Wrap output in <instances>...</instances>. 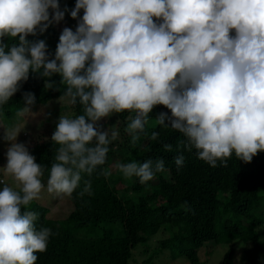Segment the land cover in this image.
<instances>
[{
	"label": "clouds",
	"instance_id": "9594fccd",
	"mask_svg": "<svg viewBox=\"0 0 264 264\" xmlns=\"http://www.w3.org/2000/svg\"><path fill=\"white\" fill-rule=\"evenodd\" d=\"M69 10L59 0H0V107L29 79L30 70L53 88L59 75L65 88L59 101L79 104L82 114L60 115L51 136L57 145L45 186V166L35 161L18 134L4 129L7 164L0 168L15 182L0 190V264H36L53 235L36 228L38 214L27 209L42 190L71 196L82 174L89 177L107 161L119 133L100 122L129 113L125 132L135 144L153 109L163 106L155 124L182 137L176 150L194 151L211 167L227 160L250 163L264 152V0H76L49 59L43 34ZM83 11V16L79 14ZM5 38L17 42L9 46ZM60 90V89H59ZM16 117L35 104L31 92ZM170 113V115H169ZM153 131L150 140H157ZM172 151L171 144L164 145ZM184 155L174 158L179 170ZM123 178L144 185L165 171L162 159L116 163ZM111 176L107 168L101 173ZM79 193L91 195L90 180Z\"/></svg>",
	"mask_w": 264,
	"mask_h": 264
},
{
	"label": "trees",
	"instance_id": "16d2710c",
	"mask_svg": "<svg viewBox=\"0 0 264 264\" xmlns=\"http://www.w3.org/2000/svg\"><path fill=\"white\" fill-rule=\"evenodd\" d=\"M61 3L69 10L64 19L71 26H77L78 20L70 16L76 0H59V5ZM79 16H83V11ZM57 35L50 25L43 34L30 35L27 39L30 42L44 40L49 59H53ZM5 42L11 46L17 41L5 38ZM49 82H55L53 88H47L44 79L30 70L29 79L21 82L8 104L0 107L2 119L10 120L15 115L11 123L14 122L16 112L24 106L26 92L35 96L32 107L59 99L65 90L60 86L59 75ZM69 108L72 117L82 114L79 104L69 105ZM160 112L168 110L163 106L153 109L145 133L140 134L135 144L125 132L129 113L111 117L121 133L122 145L112 142L105 165L91 177L82 174L80 186L71 196H66L70 210L63 220L47 218L48 210L35 202L22 209L38 214L37 229L47 227L53 233L46 251L37 253L36 264H128L132 250L158 233H166L158 247L159 251L167 252L171 261L183 258L188 264H200L199 249L205 247L210 252L213 246H223L221 264H233L234 246L239 244L246 264H256L257 259L264 264V242L258 234L264 224V152L254 156L250 163L237 160L233 155L227 160V167L218 162L213 168L198 159L194 151L176 150L182 137L171 128L155 124ZM56 124L49 125L51 132L47 140H35L27 147L36 163L45 166L41 178L45 185L58 147L51 141ZM153 131L159 133L155 141L149 139ZM165 144H171L173 150L165 151ZM181 154L185 160L177 170L174 158ZM149 159H162L165 171L157 173L144 185L135 177L123 178L114 167L116 163H143ZM105 168L112 173L107 179L101 174ZM88 180L91 195L86 193L81 197L79 193ZM82 228L94 234L78 235ZM155 254L157 252L153 251L150 258Z\"/></svg>",
	"mask_w": 264,
	"mask_h": 264
},
{
	"label": "rangeland",
	"instance_id": "374dc122",
	"mask_svg": "<svg viewBox=\"0 0 264 264\" xmlns=\"http://www.w3.org/2000/svg\"><path fill=\"white\" fill-rule=\"evenodd\" d=\"M61 9H65L64 5L61 3L59 5ZM71 23L63 19L60 23L51 24L53 29L57 31L58 35L55 39V45L59 42V36L62 30L65 27L71 28L75 31L76 25L71 26ZM54 44V43H53ZM56 48L53 49L55 53ZM69 103L67 100L59 101V99H54L48 101L43 106H36L31 108V112L34 114H29L26 117L15 118V115L12 116L10 120H3L0 116V168H3L7 164L6 151L9 147V144L3 140L4 129L7 128L17 133V142L25 144L26 147L31 146L32 142L45 141L48 139L51 129L49 127L52 123H57L60 115H67L72 117V111L69 108ZM66 106L67 108L63 109L62 107ZM19 119V120H18ZM11 123V124H10ZM10 124V125H9ZM100 125L104 130L109 126L115 125L112 118L103 120L100 122ZM119 133V132H118ZM121 141V143H119ZM116 144L122 145L121 133L118 135L117 139L112 141ZM115 146V145H114ZM3 184H8L9 186L15 187V182L10 176H7L3 172H0V190H2ZM46 186V185H45ZM37 205L45 207L48 210L47 218L52 220H63L67 213L70 210V205L67 202L66 196L63 198H58L53 195H50L46 191V187L42 190L40 194V199L33 201ZM262 217L264 220V209L262 211ZM94 233L89 231L87 228H82L78 231V235L87 236L93 235ZM258 234L260 235L261 240L264 242V224L258 229ZM166 233H158L156 236L151 238L146 244L138 245L135 249L132 250V256L128 264H188L185 259L179 258L175 261H171L168 258L166 251H159L158 243L159 241L165 239ZM242 247L238 244L234 246V257L233 264H246L245 259L242 256ZM225 247L223 246H213V248L208 250L205 247L197 251V256L200 264H221V259ZM157 252L151 257L152 252ZM148 262V263H147ZM261 261H258L256 264H261Z\"/></svg>",
	"mask_w": 264,
	"mask_h": 264
}]
</instances>
